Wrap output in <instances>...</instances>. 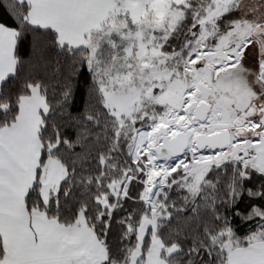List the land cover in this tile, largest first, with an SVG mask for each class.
Segmentation results:
<instances>
[{
    "label": "snow or ice",
    "instance_id": "snow-or-ice-1",
    "mask_svg": "<svg viewBox=\"0 0 264 264\" xmlns=\"http://www.w3.org/2000/svg\"><path fill=\"white\" fill-rule=\"evenodd\" d=\"M0 9V264H264V0Z\"/></svg>",
    "mask_w": 264,
    "mask_h": 264
},
{
    "label": "trees",
    "instance_id": "trees-1",
    "mask_svg": "<svg viewBox=\"0 0 264 264\" xmlns=\"http://www.w3.org/2000/svg\"><path fill=\"white\" fill-rule=\"evenodd\" d=\"M2 11H3V10H2V9H0V14H2Z\"/></svg>",
    "mask_w": 264,
    "mask_h": 264
}]
</instances>
